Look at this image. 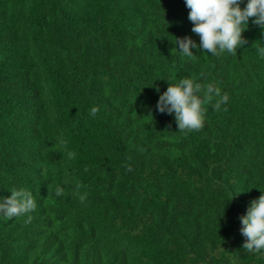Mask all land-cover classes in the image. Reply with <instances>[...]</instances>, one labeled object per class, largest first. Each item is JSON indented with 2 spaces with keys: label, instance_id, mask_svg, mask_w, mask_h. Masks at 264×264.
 <instances>
[{
  "label": "trees",
  "instance_id": "obj_1",
  "mask_svg": "<svg viewBox=\"0 0 264 264\" xmlns=\"http://www.w3.org/2000/svg\"><path fill=\"white\" fill-rule=\"evenodd\" d=\"M189 12L0 0V202L21 188L36 202L0 213V264H264L240 232L264 194V31L250 17L247 43L212 55ZM183 78L228 95L202 104L198 131L156 108Z\"/></svg>",
  "mask_w": 264,
  "mask_h": 264
},
{
  "label": "clouds",
  "instance_id": "obj_2",
  "mask_svg": "<svg viewBox=\"0 0 264 264\" xmlns=\"http://www.w3.org/2000/svg\"><path fill=\"white\" fill-rule=\"evenodd\" d=\"M186 7L190 9L191 30L200 38L199 47L212 55H219L225 50L235 55L237 48L247 43L242 32L250 17H254L253 23L264 31V0H248L243 9L240 0H186ZM175 44L181 53L189 57L193 56L190 49L197 47L191 37L175 39ZM258 51L264 55V48ZM213 93L217 97L215 108L219 110L228 100L226 93L221 95V90L212 83L201 85L191 78H183L178 83H169L156 108L162 114L174 113L179 131H198L204 125L202 104L209 102ZM97 112L98 108L93 107L90 115L95 116ZM128 170H131L130 166ZM56 194H60L59 189ZM35 208L33 194L23 188L13 189L11 195L0 202V213L8 219L27 215ZM240 219V232L247 238L243 248L247 252L259 253L264 249V194L251 202L247 215Z\"/></svg>",
  "mask_w": 264,
  "mask_h": 264
}]
</instances>
